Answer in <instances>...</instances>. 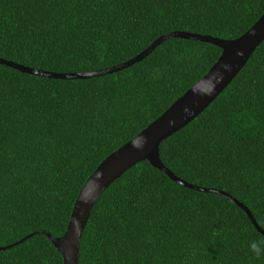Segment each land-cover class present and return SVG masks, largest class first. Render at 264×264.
I'll list each match as a JSON object with an SVG mask.
<instances>
[{
  "label": "trees",
  "instance_id": "obj_1",
  "mask_svg": "<svg viewBox=\"0 0 264 264\" xmlns=\"http://www.w3.org/2000/svg\"><path fill=\"white\" fill-rule=\"evenodd\" d=\"M263 12L264 0H0V57L51 72L104 69L169 31L236 38ZM220 53L168 38L128 67L83 79L0 64V264H62L41 231L63 234L96 166ZM159 157L182 180L236 198L264 230V39L202 112L161 141ZM262 238L231 200L144 160L97 198L78 264H264L248 246Z\"/></svg>",
  "mask_w": 264,
  "mask_h": 264
},
{
  "label": "water",
  "instance_id": "obj_2",
  "mask_svg": "<svg viewBox=\"0 0 264 264\" xmlns=\"http://www.w3.org/2000/svg\"><path fill=\"white\" fill-rule=\"evenodd\" d=\"M175 37L208 42L219 47L221 49L220 55L201 77L207 76L210 71L215 72L217 69H219L223 72V82L216 86L215 92L210 96L194 95L191 90L194 84L193 83L187 90L184 91L183 94L177 97L158 117H156L152 122H150L139 132L143 136L147 137V143L145 144L143 149L138 150L133 148L132 144L130 143L131 139H129L127 142L107 155L96 166V168L88 176L76 196L63 234L55 237L45 231H41L49 238L54 248L60 253L62 257V264H78L80 237L82 235L83 229L86 226L91 209L100 194L128 168L144 160L148 161L151 166L163 171L171 180L179 183L180 185L202 192L216 193L231 200L233 203H235L245 211L247 217L249 218L255 229L259 233L264 235V230L256 222L248 208L241 202H239L236 198L232 197L225 191L196 186L182 180L181 178L174 175L173 172H171L167 167H165L159 157V144L161 143V141L171 135L173 132L185 126L200 112H202L212 102V100L229 84V82L233 79L237 72L243 67L254 49L264 39V12L243 34L236 38L220 39L217 37H212L210 35L191 33L187 31H169L157 37L145 49H143L134 57L117 65L104 69L85 72H51L24 66L1 57L0 64L15 68L22 72L46 76L50 78L83 79L98 75H104L128 67L129 65H132L133 63L145 57L156 45L160 44L163 40ZM240 52H242L243 55L237 54ZM223 64H229L231 66V70L224 71L221 68V65ZM185 107L190 109L191 114H187L184 112ZM170 120L175 121V123L170 125ZM96 172H102L103 178L99 181V190L94 194L93 198L90 199L95 191V186L94 184H89L88 180L91 177L94 178ZM82 191L83 199H90L88 203L83 202L81 196ZM35 232L39 231H34L11 245H15L21 242ZM11 245H8L7 247Z\"/></svg>",
  "mask_w": 264,
  "mask_h": 264
},
{
  "label": "clouds",
  "instance_id": "obj_3",
  "mask_svg": "<svg viewBox=\"0 0 264 264\" xmlns=\"http://www.w3.org/2000/svg\"><path fill=\"white\" fill-rule=\"evenodd\" d=\"M237 54L243 55L242 52L237 53ZM221 68L224 71L231 70V66L229 64H223L221 65ZM223 79H224L223 72L220 71L219 69H217L215 72L210 71L207 76L201 77L197 81H195L191 90L194 95L210 96L215 92L216 86L223 82ZM184 112L187 114H191L190 109L187 107L184 108ZM174 123L175 121H172V120L169 121L170 125ZM130 143L132 144V147L135 149H138V150L143 149V147L147 143V137L143 136L141 133H138L131 138ZM102 178H103V173L96 172L95 177L94 178L91 177L88 180L89 184H94L95 186V191L90 199H92L94 194L99 190L100 188L99 181ZM81 196L83 199V191L81 192ZM90 199H87V200L83 199V202L88 203ZM248 246L251 252L256 257H260L262 254H264V238L259 239V240H252L250 241Z\"/></svg>",
  "mask_w": 264,
  "mask_h": 264
}]
</instances>
